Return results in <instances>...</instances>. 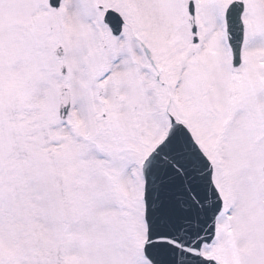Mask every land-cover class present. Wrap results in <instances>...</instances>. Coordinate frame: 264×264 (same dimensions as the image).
Returning <instances> with one entry per match:
<instances>
[{
	"label": "snow or ice",
	"instance_id": "6c2138e0",
	"mask_svg": "<svg viewBox=\"0 0 264 264\" xmlns=\"http://www.w3.org/2000/svg\"><path fill=\"white\" fill-rule=\"evenodd\" d=\"M0 264H264V0H0Z\"/></svg>",
	"mask_w": 264,
	"mask_h": 264
}]
</instances>
